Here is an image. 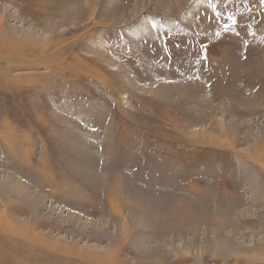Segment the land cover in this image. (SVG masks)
<instances>
[{"label":"rangeland","instance_id":"rangeland-1","mask_svg":"<svg viewBox=\"0 0 264 264\" xmlns=\"http://www.w3.org/2000/svg\"><path fill=\"white\" fill-rule=\"evenodd\" d=\"M0 22V264H264L261 0H0ZM164 195L232 222L130 227L136 254L114 196Z\"/></svg>","mask_w":264,"mask_h":264},{"label":"bare ground","instance_id":"bare-ground-1","mask_svg":"<svg viewBox=\"0 0 264 264\" xmlns=\"http://www.w3.org/2000/svg\"><path fill=\"white\" fill-rule=\"evenodd\" d=\"M126 2L124 4H126ZM253 30L261 31V29L258 28L257 26H255ZM4 34H5V30L3 29L2 25H0V38H2ZM221 54L223 55V57H227L228 60L221 59L220 68H222V70L225 68H230L228 65L231 57V49L228 47L224 48ZM231 68L232 70L230 71H232L233 74L235 72L234 64ZM229 72H227V74H231V72L230 73ZM222 76L223 77H218V80L220 81L228 80V75L226 76L222 74ZM227 91L226 90L221 91V93L223 95H227ZM114 197L116 203L115 205H111L110 211L112 215H116V216L118 215L119 217H121L122 222L124 223L125 231L122 237L123 244L129 239V245L127 246H129L131 250H135V252H137L136 254H141V251L143 250V255L145 256L148 255V252L145 250L146 248L145 243L139 242L137 238L132 237V235H130V227H134V228H138L139 226L140 227L142 226L143 228L150 227L154 225L155 221H157L160 228H162L163 233H174V232L180 233L181 228L184 229L186 227L192 226V224L200 223L206 226L208 225L214 226L215 231L212 232L210 235L213 236L214 239L216 238L215 241H219V237L216 236L217 233L219 232L220 235L221 231H224L232 222L229 216L230 213L229 209L224 207H221L219 210L216 211V215H217L216 217L221 218L220 219L221 221L218 222L215 216L210 215L208 213V210L211 203L208 200H206V198L202 200H198L196 202L182 196L172 197V196L164 195V196H160V199L159 198L156 199L154 198V196H147L148 201L146 204L142 206L141 205L136 206L134 202H131L130 200L128 201L127 200L128 198L126 197L125 199H122L124 198L122 196H114ZM130 198L133 197L131 196ZM172 203H174L176 207H172L171 206ZM121 208H125V210L124 209L123 210L125 211L126 215H122ZM172 208H176V210L173 211ZM170 210H171L170 213L176 212V214L172 216V218L170 217V221L168 222L167 220L169 219H167L168 218L167 214H169ZM226 238L229 239V237ZM119 244L120 242L117 243V248ZM91 260H99V259L91 258Z\"/></svg>","mask_w":264,"mask_h":264},{"label":"snow or ice","instance_id":"snow-or-ice-1","mask_svg":"<svg viewBox=\"0 0 264 264\" xmlns=\"http://www.w3.org/2000/svg\"><path fill=\"white\" fill-rule=\"evenodd\" d=\"M262 3H264V0H261ZM233 23H235V21L233 20Z\"/></svg>","mask_w":264,"mask_h":264}]
</instances>
